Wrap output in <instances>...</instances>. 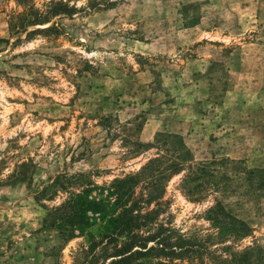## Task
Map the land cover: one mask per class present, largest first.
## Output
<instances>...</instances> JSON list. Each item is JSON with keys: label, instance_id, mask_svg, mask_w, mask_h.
Instances as JSON below:
<instances>
[{"label": "rangeland", "instance_id": "obj_1", "mask_svg": "<svg viewBox=\"0 0 264 264\" xmlns=\"http://www.w3.org/2000/svg\"><path fill=\"white\" fill-rule=\"evenodd\" d=\"M110 2L0 0V264H84L98 227L65 241L45 218L68 194L39 193L66 172L104 185L138 170L122 139L160 133L183 138L197 166L241 162L201 204L175 177L160 221L211 232L217 197L253 229L239 249L258 245L264 264V0Z\"/></svg>", "mask_w": 264, "mask_h": 264}, {"label": "trees", "instance_id": "obj_2", "mask_svg": "<svg viewBox=\"0 0 264 264\" xmlns=\"http://www.w3.org/2000/svg\"><path fill=\"white\" fill-rule=\"evenodd\" d=\"M114 2L117 0L109 4ZM76 10L65 8L68 15ZM27 16V13L18 15L16 19L20 23L12 22L11 27L16 31L24 29ZM24 33L30 35L28 29ZM103 121L111 134L108 125L111 119ZM122 141L131 144L124 155L125 161L140 156L145 161L138 170L104 185L93 181V173L66 172L39 193L46 201L68 194L60 204L46 207L45 218V223L57 228L65 241L98 227L96 233L90 232L92 246L84 264H263L258 245L239 249V243L253 236V229L232 215L217 197L204 212L211 232L187 234L170 222L160 221L169 206V201L164 199L167 187L175 177L182 175L179 188L185 197L201 204L215 196L220 180H225L230 168L241 162L214 158L197 166L193 153L179 135L160 133L150 143L129 138ZM151 150L156 153L148 156ZM101 248L105 260L99 263L97 251Z\"/></svg>", "mask_w": 264, "mask_h": 264}]
</instances>
